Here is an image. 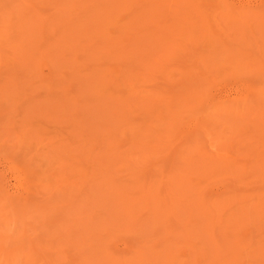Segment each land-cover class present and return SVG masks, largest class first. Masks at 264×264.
Wrapping results in <instances>:
<instances>
[{
	"label": "rangeland",
	"instance_id": "rangeland-1",
	"mask_svg": "<svg viewBox=\"0 0 264 264\" xmlns=\"http://www.w3.org/2000/svg\"><path fill=\"white\" fill-rule=\"evenodd\" d=\"M0 264H264V0H0Z\"/></svg>",
	"mask_w": 264,
	"mask_h": 264
}]
</instances>
